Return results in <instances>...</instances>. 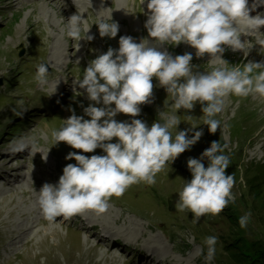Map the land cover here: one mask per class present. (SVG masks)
<instances>
[{
  "label": "rangeland",
  "instance_id": "rangeland-1",
  "mask_svg": "<svg viewBox=\"0 0 264 264\" xmlns=\"http://www.w3.org/2000/svg\"><path fill=\"white\" fill-rule=\"evenodd\" d=\"M63 1L72 7L69 17L83 12L82 35L90 26L85 35H92L91 41L67 37L68 19L64 21L61 16L67 5L64 8L58 5L57 9L55 4H43L39 0H0V156L14 158L5 171L0 170V178H6V182L0 184V264H109L110 255L116 257L114 264H123V254L139 256L149 246H156L171 263L206 264L204 255H197V251L203 247L206 254L203 241L207 236L218 238L211 264H264V97L258 95L241 98L229 94L223 111L215 117L221 121L220 128L210 133L203 124L205 117L199 102L192 110L181 108L176 112L171 95L153 77L151 102L140 105L141 112L136 117L118 113L115 119L129 122L141 119L150 127L154 121L163 123L164 117L176 114L181 120L177 131L190 129L189 138L195 131H202L200 139L166 165L157 174L154 185L134 184L121 197L110 199L108 211L91 216L88 221L95 227L88 228V233L94 236L87 237L88 234L78 229L83 214L70 220L62 217V222L56 220L53 225L39 222L43 216L40 209L30 218L21 214V211L30 212L33 205V200L28 201L21 191L30 189L36 180L38 189L46 182L56 184L64 166L76 163L75 159H65L69 152L89 157L105 154L101 148L84 153L64 142L53 145L50 134L73 112L90 119L84 108L89 104L102 106L90 101L85 90L76 83L82 79L88 63L109 47L118 49L122 35L133 37L137 43L141 39L153 40L144 26L149 11L147 0L144 4L141 0H107L112 1L111 5L95 0H90V4L89 0ZM110 15L119 25L117 36L101 37L96 23L101 18L108 20ZM253 39L255 44L247 56L241 50L233 51L225 46L222 58L229 66H242L249 60L264 61V47L257 44L258 39H264V29L261 35L255 33ZM57 44L61 45V57L57 55ZM249 44L252 45L247 41L246 49ZM160 47L173 56L191 53V63L199 66L194 71H210L220 66L219 61L207 53L197 57L196 50L186 43ZM41 62L49 65L48 83L43 86L35 80ZM58 79L56 90L51 94ZM59 88H64L62 95L56 92ZM22 109H25L23 114L17 116L16 112ZM171 131L174 136L175 129ZM33 135L37 137L39 152L32 155L31 150L28 153L10 151L14 140ZM212 141L227 145L224 154L231 163L225 171L235 177L232 189L235 202H230L219 215L206 214L198 223H193V214L188 210L176 211L175 204L184 182L192 178L188 158H200ZM111 142H117V138ZM202 163L207 166V158ZM17 167H22L20 178L14 173ZM249 212L248 225L241 228L239 218ZM96 220L101 222L96 224ZM11 221L14 223L9 225ZM29 224L30 230L25 232ZM21 225H25L23 230H20ZM14 226L20 227L19 230L9 234ZM52 226L57 234L43 236ZM102 230L107 231L110 239H117L114 247L106 251L107 243L112 241L102 237L106 241L104 247L84 255L85 248L99 240ZM153 234L163 242L157 241ZM157 258L154 256L153 261Z\"/></svg>",
  "mask_w": 264,
  "mask_h": 264
},
{
  "label": "clouds",
  "instance_id": "clouds-1",
  "mask_svg": "<svg viewBox=\"0 0 264 264\" xmlns=\"http://www.w3.org/2000/svg\"><path fill=\"white\" fill-rule=\"evenodd\" d=\"M260 5H264V0H253L251 6L248 0H147L149 11L144 26L153 40L141 39L137 43L133 37L122 35L118 49L109 47L92 59L76 83L90 101L102 106L89 104L84 113L90 119L73 112L59 128L51 130L53 145L64 142L84 153L101 148L105 154L90 157L77 152L67 154L65 159H75L76 163L66 164L56 184L46 182L38 191L37 203L44 219L55 222L58 217L70 220L86 211L105 213L113 196L119 198L129 187L141 182L154 185L157 174L200 139L202 131H195L190 138L187 135L190 129L177 131L181 120L176 114L164 117L163 123L156 120L150 127L141 119L130 122L115 119L118 113L136 117L141 112L140 105L151 102L153 77L171 95L176 112L181 108L192 110L199 102L205 117L203 124L210 133L220 128L221 121L215 117L223 111L229 94L264 97V61L249 60L242 66H229L222 58L225 46L241 50L247 56L253 45L246 49L241 37L260 33L264 13L250 15ZM82 13L68 18L66 35L75 41L82 38L91 41L94 37L85 35L90 26L82 35ZM96 24L101 37L117 36L119 25L111 15ZM180 43L193 47L197 57L205 53L215 57L220 66L210 71H194L199 66L191 63V53L173 56L160 47ZM257 44L264 47V39H258ZM48 77L49 65L41 62L35 80L43 86ZM58 83L59 79L51 94ZM24 110L16 115H22ZM113 138L117 142H111ZM226 148V144L212 141L200 158L187 160L192 178L180 189L175 209L190 211L193 223L206 214L219 215L230 202H235L232 192L235 177L225 171L231 163L224 154ZM26 150H31L32 155L39 152L36 136L10 144L12 153ZM204 158L207 166L202 163ZM250 217L249 212L239 218L241 228L247 227ZM217 243L216 236H207L203 241L206 254L203 247L197 251V255H204L206 264L214 260Z\"/></svg>",
  "mask_w": 264,
  "mask_h": 264
},
{
  "label": "bare ground",
  "instance_id": "bare-ground-1",
  "mask_svg": "<svg viewBox=\"0 0 264 264\" xmlns=\"http://www.w3.org/2000/svg\"><path fill=\"white\" fill-rule=\"evenodd\" d=\"M41 3H43V4H50V3H53V4H55V6H56V8L57 9H59V7H58V5L59 6H61L62 8H64V6L65 5H67L64 9H63V11H62V14H61V16L64 18V21L66 20V19H68L69 18V15H70V13H71V11H72V7L70 6V5H68L65 1H63V0H39ZM95 1H97V2H102V3H105V2H107V0H95ZM109 5H111V3H112V1H108L107 2ZM261 11V13L262 12H264V9H260ZM253 12H251L250 14H252ZM66 18V19H65ZM262 29H264V26H261V28H260V33H257V34H259V35H261L262 34ZM255 33H252V34H250V35H248V36H243L242 35V37H241V39L242 40H244V43H245V45H246V43H247V41H250L251 43H252V45H254L255 44V42H254V39H253V35H254ZM61 47V45L60 44H57L56 45V48H57V55L58 56H60V54H59V48ZM263 55H264V52H263ZM61 57V56H60ZM64 88H66V87H64ZM64 88H63V90H61V88H59L56 92H58L57 94H59V92H60V94L62 95L65 91H64ZM24 153V152H23ZM25 153H28V151L26 150L25 151ZM25 155H27V154H25ZM10 157H6V156H0V161H2V162H0V170H2V169H6L7 167H9L11 164V162L13 161V159L14 158H11V159H9ZM21 170H22V167H17V168H15V171H14V173L15 174H17L18 175V177L20 178L21 177ZM2 176H6V175H4V174H2ZM9 178H11V177H9ZM6 179V178H5ZM4 178H0V184L1 183H3L4 182V180H5ZM6 182V181H5ZM4 182V183H5ZM37 180H36V183H35V181L32 183V185L33 186H30L31 188L30 189H23L21 192H22V194L23 195H25L26 197H27V200L29 201L30 199H32L33 200V205H32V208H31V210H30V212L29 211H21V214L23 215V216H27V217H31V215H35V213L37 212L38 213V211H39V205H38V203H37V200H38V191L40 190V189H38V187L39 186H35V185H37ZM42 187V186H41ZM83 215H84V217H82L81 219H80V223L78 224V229H80V231H82V232H85L86 234H88L87 235V237H91L92 235L94 236V233H88V231H89V229L88 228H94L95 227V225L94 224H92V222H90V221H88V220H90V219H92L91 218V216H93L94 214L95 215H97L95 212H93V211H86V212H84V213H82ZM80 215V214H79ZM79 215H76V216H73L72 217V219H74V218H76V217H81V216H79ZM60 218H62V217H58L57 218V220H59L60 222H62L61 220H60ZM118 219H121V218H118ZM127 221V220H126ZM130 221V220H129ZM39 222L40 223H42L43 225L44 224H46V223H48L49 221H47L46 219H44V217L42 216V217H40L39 218ZM65 221H63V223H64ZM101 221L99 220H96V224H98V223H100ZM12 223H14L13 221H11V222H8V224L9 225H12ZM33 223V222H32ZM49 224H51V225H53V223L52 222H50V223H48V225ZM25 225H21V228L20 227H13V229H9V234H11V233H15L16 231H18L19 230V228H20V230H23L22 228L24 227ZM30 224L27 226V227H25V232H28L30 229ZM148 228H150V226L148 225ZM142 229H144L145 230V228H142ZM151 229V228H150ZM90 232V231H89ZM108 232H111L110 230H108ZM57 234V232L54 230V228H53V226L51 227V228H47L45 231H44V233H42V235L43 236H48V235H50V234ZM16 236V235H15ZM26 235H24V237H25ZM99 240L96 242V243H94L93 245H89L87 248H85L86 250H85V252H83V254L84 255H86L88 252H91V253H94L95 252V250L97 249V248H100V247H104V245H105V243H106V241H104V239L102 238V237H106V238H109L110 239V237H108V235H107V231H100L99 232ZM152 236H156V234H153ZM157 237V241H159V242H163L162 241V239H160V237L159 236H156ZM167 239H168V241H172L170 238H168L167 237ZM112 242L111 243H107V245H106V247H105V250L106 251H110L111 250V248L112 247H114L113 246V242H117V239H115V238H111L110 239ZM164 244V243H163ZM173 248H174V246H173ZM178 252H179V250H178ZM142 254H140L139 256H128V255H125V254H123L124 256L123 257H125L124 258V260H123V264H142V263H146L147 264V262H149L150 264H159V263H161V261L163 262V264H176L175 262L174 263H171V259H169V258H167L166 257V254H164L163 252H159L158 251V248L156 247V246H149L147 249H146V251L145 252H141ZM144 254L145 255H147V257L146 256H144ZM154 256H157L158 258H157V260H155V261H152L153 259H154ZM160 256V257H159ZM198 257V256H197ZM110 259L109 260H107V262L109 263V264H114L115 263V261H116V257H114V256H111L110 255V257H109Z\"/></svg>",
  "mask_w": 264,
  "mask_h": 264
}]
</instances>
